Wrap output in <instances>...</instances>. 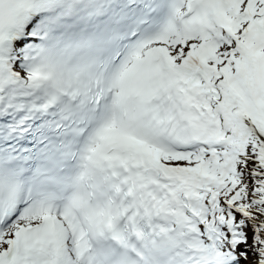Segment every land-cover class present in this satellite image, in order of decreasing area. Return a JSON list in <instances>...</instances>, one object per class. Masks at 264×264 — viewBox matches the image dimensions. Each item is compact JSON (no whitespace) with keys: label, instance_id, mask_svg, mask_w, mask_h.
<instances>
[{"label":"snow or ice","instance_id":"1","mask_svg":"<svg viewBox=\"0 0 264 264\" xmlns=\"http://www.w3.org/2000/svg\"><path fill=\"white\" fill-rule=\"evenodd\" d=\"M0 264H264V0H0Z\"/></svg>","mask_w":264,"mask_h":264}]
</instances>
